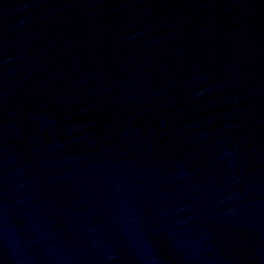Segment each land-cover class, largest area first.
<instances>
[{
    "label": "water",
    "instance_id": "1",
    "mask_svg": "<svg viewBox=\"0 0 264 264\" xmlns=\"http://www.w3.org/2000/svg\"><path fill=\"white\" fill-rule=\"evenodd\" d=\"M0 264H264V0H0Z\"/></svg>",
    "mask_w": 264,
    "mask_h": 264
}]
</instances>
